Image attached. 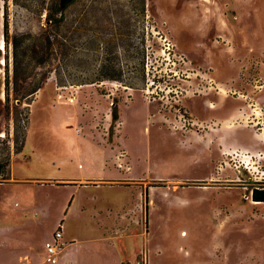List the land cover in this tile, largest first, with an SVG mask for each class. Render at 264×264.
<instances>
[{
  "label": "rangeland",
  "instance_id": "1",
  "mask_svg": "<svg viewBox=\"0 0 264 264\" xmlns=\"http://www.w3.org/2000/svg\"><path fill=\"white\" fill-rule=\"evenodd\" d=\"M145 3L143 17L141 0L76 1L58 33L75 53L55 46L44 60L52 0H0V41L4 4L8 28L0 49V227L12 228L0 234V264H16L56 226V210L31 219L38 209L29 200L42 198L23 187L85 173L72 151L89 144L71 140L72 129L86 126L77 134L101 142L105 113L83 107L79 94L71 103L64 90L76 86L85 98L95 89L118 114L125 93L138 90L147 108L145 132L144 111L124 112L126 147L141 152L139 170L152 178L136 183L145 203L132 264H264V203L251 198L264 189V0ZM99 74L119 80L96 83ZM62 101L78 111L67 120L71 142L53 114ZM116 130L104 129L108 143Z\"/></svg>",
  "mask_w": 264,
  "mask_h": 264
},
{
  "label": "crops",
  "instance_id": "2",
  "mask_svg": "<svg viewBox=\"0 0 264 264\" xmlns=\"http://www.w3.org/2000/svg\"><path fill=\"white\" fill-rule=\"evenodd\" d=\"M83 87H68L64 91L73 94V101L78 94V99L85 102L88 108L92 106V113L100 111L105 113V122L101 132L96 130V137L100 141H88L84 135L77 134L79 130L87 128L79 127L69 131L67 120L71 115L74 105L62 101L58 104L55 112L60 121L59 130L67 137V141L78 139L87 141L89 147L86 150L73 149L72 161L78 167H85L86 170L80 176L70 175L67 177H42L31 178L37 180H50L61 185H35L23 187L32 193L38 192L42 198L41 203H36L33 198L29 200V207H36L35 212L30 216L34 222L45 218L52 210L57 211V220L54 230L41 238L38 245L33 246L29 252L20 255L16 264H52L46 261L44 246L46 243H54L60 249L56 252V262L53 264H125L134 262L138 248L136 239L141 231L142 207L145 203L144 193L136 183L146 179H152L139 170L144 166L141 160V152L133 156L126 147V137L123 129L126 126L124 112L131 107L144 111L143 132L147 131V108L143 103L138 90H130L125 93L119 106L117 134L112 143L104 138L106 130L112 122L111 109L104 107L106 100L98 95L95 89L88 93L85 98L82 96ZM65 93V92H63ZM264 105V102H261ZM112 104L111 106H113ZM114 123V124H115ZM97 124V122H96ZM70 139H68V134ZM81 137H79V136ZM85 143V142H83ZM85 143V144H86ZM153 177V176H152ZM162 177V176H158ZM26 179V178H25ZM22 188V187H21ZM54 196L58 198L55 204L45 201L44 198ZM14 207H20L15 202ZM59 224L62 225L61 237L55 241L54 233ZM12 232L10 227H0V234ZM127 251L132 255L129 256ZM131 251V252H130ZM129 258V259H128ZM131 259V260H130Z\"/></svg>",
  "mask_w": 264,
  "mask_h": 264
},
{
  "label": "trees",
  "instance_id": "3",
  "mask_svg": "<svg viewBox=\"0 0 264 264\" xmlns=\"http://www.w3.org/2000/svg\"><path fill=\"white\" fill-rule=\"evenodd\" d=\"M76 1L78 0H52V4L50 6V10L47 11L46 13V32L43 37V39L46 42V55L44 60H51L52 56L54 55L55 49L54 47L57 46L60 48L61 46V52L64 55H68L69 53H75V48L74 46H65L63 45V42L59 40V31L61 29V25L64 22V12L65 10L73 5ZM142 4V15L144 17L145 15V0H141ZM107 15V14H106ZM108 19V18H107ZM7 38H8V28H7V8L6 5L4 4L3 7V43L7 44ZM71 39H74L72 37ZM16 49H17V43H13V62L14 65L16 66ZM143 57H144V51H142ZM110 66L109 65H102L101 70H106ZM113 71H114V66H111ZM110 67V68H111ZM7 77V76H6ZM118 81L119 77L117 75H110V76H105L103 74H99L98 78L96 80V83L101 82V81ZM88 84V83H86ZM41 88V85H37L31 92L28 93V95L35 94L37 90ZM111 117H112V122L115 123L118 119V109L116 106L113 105V108L111 109ZM251 198L255 202H262L264 203V189H252L251 191Z\"/></svg>",
  "mask_w": 264,
  "mask_h": 264
},
{
  "label": "built area",
  "instance_id": "4",
  "mask_svg": "<svg viewBox=\"0 0 264 264\" xmlns=\"http://www.w3.org/2000/svg\"><path fill=\"white\" fill-rule=\"evenodd\" d=\"M70 102L73 101V99H69ZM61 231H62V225L59 224L57 231L54 233V240L57 241L61 237ZM45 249V258L48 263H55L56 262V252L59 248V246L55 245L54 243H46L44 246Z\"/></svg>",
  "mask_w": 264,
  "mask_h": 264
},
{
  "label": "bare ground",
  "instance_id": "5",
  "mask_svg": "<svg viewBox=\"0 0 264 264\" xmlns=\"http://www.w3.org/2000/svg\"><path fill=\"white\" fill-rule=\"evenodd\" d=\"M4 48V43L3 41H0V49H3Z\"/></svg>",
  "mask_w": 264,
  "mask_h": 264
}]
</instances>
